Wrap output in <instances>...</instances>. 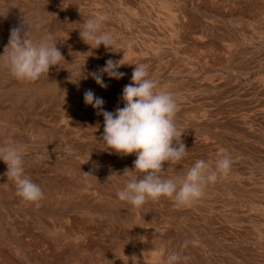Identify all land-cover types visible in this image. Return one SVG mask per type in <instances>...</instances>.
Segmentation results:
<instances>
[{
    "label": "rangeland",
    "instance_id": "1",
    "mask_svg": "<svg viewBox=\"0 0 264 264\" xmlns=\"http://www.w3.org/2000/svg\"><path fill=\"white\" fill-rule=\"evenodd\" d=\"M89 18L114 47L81 40ZM13 28L34 42L53 35L65 60L34 82L0 67V144L23 146L24 174L43 192L23 202L0 160V264H166L173 251L177 264H264V0H0V55ZM109 59H123L124 75L102 74L104 88L90 73ZM140 64L176 100L187 149L160 175L231 158L186 206L120 201L143 175L131 170L136 155L98 150L104 117L84 93L115 112Z\"/></svg>",
    "mask_w": 264,
    "mask_h": 264
},
{
    "label": "clouds",
    "instance_id": "2",
    "mask_svg": "<svg viewBox=\"0 0 264 264\" xmlns=\"http://www.w3.org/2000/svg\"><path fill=\"white\" fill-rule=\"evenodd\" d=\"M100 23L99 18L87 19L79 29V36L92 49L103 45L108 50L115 46V40L111 34L101 31ZM26 37L27 31L21 34L19 28L11 30L9 43L0 55V67L6 68L18 81L34 82L48 74L52 67H59L65 58L53 35L45 34L38 42ZM123 59L107 60L103 68L90 73L91 77L106 88L102 74L121 79L124 74L117 69L124 65ZM121 100L124 106L109 112L103 108L105 101L91 89L84 93L85 104L104 117L103 135L98 140L101 147L98 150L120 156L135 153L136 159L131 170L143 174L128 179L117 193L120 201L138 208L148 200L155 201L163 196L172 198L176 207L186 206L199 199L204 187L215 182L219 174H228L231 158L225 155L216 160L214 166L210 162L197 160L183 176L163 178L160 175L165 162L181 160L187 149L174 123L177 102L169 92L159 88L157 81L149 77L146 65H135L132 82L124 86ZM22 153L23 146L11 138L0 144V160L7 165L4 175L16 182V195L25 203L38 204L43 192L38 184L24 174ZM179 260L180 256L173 251L168 254L166 264H177Z\"/></svg>",
    "mask_w": 264,
    "mask_h": 264
}]
</instances>
